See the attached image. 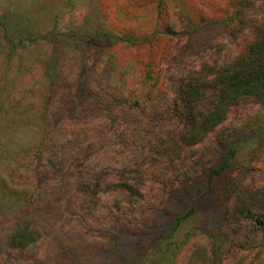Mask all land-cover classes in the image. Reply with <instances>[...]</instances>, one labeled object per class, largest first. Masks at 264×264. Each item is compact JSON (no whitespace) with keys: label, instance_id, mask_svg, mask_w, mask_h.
I'll use <instances>...</instances> for the list:
<instances>
[{"label":"rangeland","instance_id":"obj_1","mask_svg":"<svg viewBox=\"0 0 264 264\" xmlns=\"http://www.w3.org/2000/svg\"><path fill=\"white\" fill-rule=\"evenodd\" d=\"M262 22L264 0H0V264H211L215 241L219 264H264L234 215L264 190V104L241 99L195 144L172 111L182 82L244 54ZM132 162L154 180L144 215L90 209L91 175ZM30 195L44 232L11 250Z\"/></svg>","mask_w":264,"mask_h":264},{"label":"trees","instance_id":"obj_2","mask_svg":"<svg viewBox=\"0 0 264 264\" xmlns=\"http://www.w3.org/2000/svg\"><path fill=\"white\" fill-rule=\"evenodd\" d=\"M252 32L254 38L244 54L225 62L213 59L201 64L197 73L176 89L172 111L183 123L179 135L182 142L195 144L202 141L227 119L230 107L241 99L264 104V22L255 25ZM230 166L226 156L210 171L209 177L220 176ZM153 186V177L141 164L132 162L95 171L80 191L90 209H104L115 219L132 223L146 212ZM10 198V192L0 181V201ZM21 202L23 209L27 208L33 216L22 220L9 241L11 250L16 251L25 250L44 232L43 222L37 214V196L30 195ZM234 215L250 222L264 247V190L240 198ZM213 244L210 263L219 264L217 241Z\"/></svg>","mask_w":264,"mask_h":264}]
</instances>
